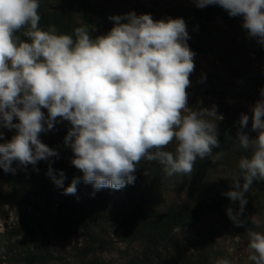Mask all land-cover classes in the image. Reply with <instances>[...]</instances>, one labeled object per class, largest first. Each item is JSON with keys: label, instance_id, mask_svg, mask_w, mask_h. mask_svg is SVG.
<instances>
[{"label": "clouds", "instance_id": "obj_1", "mask_svg": "<svg viewBox=\"0 0 264 264\" xmlns=\"http://www.w3.org/2000/svg\"><path fill=\"white\" fill-rule=\"evenodd\" d=\"M193 2L242 17L248 36L264 45V0ZM39 8L40 0H0V129L15 130L9 140L0 131V169L15 174L14 163L35 168L39 161L58 157L40 139L58 118L70 124L64 144L73 153L71 164L83 174L72 179L66 195L76 193L81 179L96 190H120L134 183L142 160L158 162L173 176L191 174L197 159L215 163L223 156L213 152L223 120L216 105L198 111L188 105L196 53L187 43L183 18L155 20L133 11L110 16L114 26L106 34L93 36L94 29L85 24L70 35L58 33L54 25L41 28ZM251 112L255 138L244 131L250 119L245 113L236 132L250 155L239 159L231 190L223 193L238 202L237 211L227 209L238 227L245 224L240 217L246 194L254 182L264 181V99ZM170 145L174 150H168ZM47 175L63 187L65 174L54 172L51 162ZM246 235L248 260L264 264V232L247 228Z\"/></svg>", "mask_w": 264, "mask_h": 264}, {"label": "trees", "instance_id": "obj_2", "mask_svg": "<svg viewBox=\"0 0 264 264\" xmlns=\"http://www.w3.org/2000/svg\"><path fill=\"white\" fill-rule=\"evenodd\" d=\"M89 6L90 0H40V27L47 30L54 25L58 33L70 35L81 25L87 24L94 29ZM168 14L171 18L185 20L190 36L187 43L192 51L205 53L210 50L223 70L229 73L226 81H223L224 87L221 90L216 89L221 106L227 108L228 113L234 112L237 115L242 112L250 116L252 106L258 100L264 99L260 95L261 89H264V72H258L254 68L256 59L264 60V45L248 36L247 31L242 28V17H230L224 9L216 5L202 9L175 7ZM219 22L221 26L218 25ZM91 34L97 36L95 31ZM21 38L26 39L22 35ZM188 94L189 106L210 101L212 98L211 94L205 95L199 91H190ZM42 110L47 115V110ZM69 128L67 121H60L58 118L53 130L46 132L47 135H40L43 143L59 153L58 157H52L45 162L46 171L51 162L54 172H64V184H70L74 177L83 175L71 164L73 153L64 144ZM220 129L219 148H214L213 152L222 151L223 156L215 163L210 159H197L192 175L196 181L186 188L188 204L167 212L152 213L144 209V199L141 198L142 195L138 196L135 189L124 199L118 198L116 193L110 194L111 201L112 198L115 199L110 203L112 207L106 219L120 227L121 233L118 235L122 242L142 243L145 264H209L208 251L213 247V237H199L190 246L176 242V230L183 225H195L207 216H220L227 225H234L227 215V209L231 207L234 212L237 211L238 202H232L223 193L231 190L232 177L239 172L238 161L242 156L250 155V150L245 151L240 147L236 138L238 127L226 128L223 124ZM244 131L252 138L256 134L251 131V122ZM168 150H174V145H170ZM13 167L17 172L18 167ZM16 172L8 174L9 188L0 192V210L11 207L17 211L20 235L19 240L14 243L9 233L0 235V259L10 258L18 249L20 264H51L56 261L51 240L46 237L39 220L31 213L29 197L21 191V178ZM217 172L220 173L219 176ZM134 174L151 179L152 183L165 172L158 162L142 160ZM91 187V184H85L82 179L77 184L79 193ZM246 196L247 204L240 219L245 221V227L252 229L255 224L250 216L256 213V208L252 205H259L264 199V181L254 182ZM78 224L91 242L92 247L83 248L80 252L87 256L95 251L93 244L102 243L104 240L94 233L96 220L80 216ZM129 264L138 262L132 260Z\"/></svg>", "mask_w": 264, "mask_h": 264}, {"label": "rangeland", "instance_id": "obj_3", "mask_svg": "<svg viewBox=\"0 0 264 264\" xmlns=\"http://www.w3.org/2000/svg\"><path fill=\"white\" fill-rule=\"evenodd\" d=\"M49 1V0H47ZM90 16L92 18L94 31L97 35L106 34L113 27L110 16H123L129 12L137 15L150 14L153 19L168 18V12L172 8H198L193 0H90ZM221 26V23H218ZM191 49V48H190ZM192 50V49H191ZM219 60L213 56L210 50L205 53H196L194 62L195 70L190 76V91H199L203 94H211V100L192 105L194 110L200 108H211L216 105L217 112L223 116L218 121V135L220 126L238 127L239 114L230 112L221 106L218 100L219 94L216 89L224 87L228 72L223 70ZM254 68L258 72H264V60L256 59ZM205 82H203V81ZM243 109H248L241 106ZM252 115V114H251ZM251 115L249 122H251ZM15 122V121H14ZM4 133V140H9L15 130L0 129ZM47 135L46 132L43 133ZM256 134H254L255 138ZM2 142V141H0ZM46 161H39L35 168L28 165L26 169L18 167L16 175L21 178L20 188L30 200V211L39 220V225L44 229L46 237L51 240L56 261L51 264H129L130 261H137L138 264H145L143 256L144 246L140 242L125 243L121 241L118 233L121 229L107 220V213L112 207L110 194L118 198H125L133 189L138 196L144 199V209L149 212H167L176 207L188 204L186 188L196 181L191 174H176L168 176L161 174L156 182L145 179L141 175H135L133 184H128L120 190L102 188L96 190L93 186L86 191L79 193L78 189L74 195L64 194L63 187H58L47 175ZM38 169V171L36 170ZM9 173L0 169V192L9 188ZM219 176L220 173L217 172ZM217 181V180H216ZM151 183V184H150ZM101 195H104L103 197ZM104 199V200H103ZM110 200V202H107ZM107 202V204H105ZM256 213L250 216L254 223L252 230L264 232V199L259 205H252ZM80 216L96 220L97 225L94 231L104 242L93 244L94 252L87 256L80 254L83 248L88 249L90 241L87 240L84 231L78 224ZM249 228V227H248ZM176 230V242L190 245L199 237L211 235L214 239L213 247L208 251L210 255L209 264H216L219 259H228L231 264H253L248 260L250 249L248 248L247 227L227 225L220 216H207L195 225H183ZM9 233L11 241L19 240L18 214L11 207L0 210V235ZM92 247V246H91ZM92 248V249H93ZM18 249L10 258H2L1 264H20L18 261ZM147 262V261H146Z\"/></svg>", "mask_w": 264, "mask_h": 264}]
</instances>
